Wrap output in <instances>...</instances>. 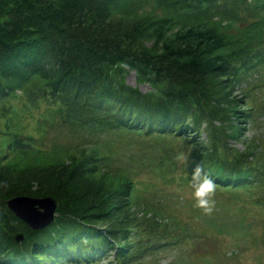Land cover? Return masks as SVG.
<instances>
[{
	"label": "trees",
	"instance_id": "obj_1",
	"mask_svg": "<svg viewBox=\"0 0 264 264\" xmlns=\"http://www.w3.org/2000/svg\"><path fill=\"white\" fill-rule=\"evenodd\" d=\"M150 1V9L137 12ZM263 11L264 0H0V99L38 77L43 84L29 101L48 96L82 127L184 135L203 125L205 133H223L210 154L222 164L197 156L190 167L199 163L233 188L250 185L264 178V164L252 148L237 153L228 144L240 137L233 123L239 113L253 115L230 99V90L264 64ZM130 70L150 90L128 84ZM211 85L220 86L216 96ZM8 147L14 154L32 148L18 138ZM90 148L92 165L86 159L17 170L0 164V264H97L112 254L117 261L110 264H134L144 250L165 249L156 244L168 232L159 240L146 234L135 247L126 240L130 221L139 218L126 206L133 180L119 172L117 186L99 189L89 174L109 155ZM15 195L55 197L57 215L33 230L4 203ZM141 217L152 222L145 231L162 228L163 215ZM179 229L168 242L193 239Z\"/></svg>",
	"mask_w": 264,
	"mask_h": 264
},
{
	"label": "rangeland",
	"instance_id": "obj_2",
	"mask_svg": "<svg viewBox=\"0 0 264 264\" xmlns=\"http://www.w3.org/2000/svg\"><path fill=\"white\" fill-rule=\"evenodd\" d=\"M152 6L150 1L137 12ZM258 49L264 50V41ZM126 82L138 86L142 92L150 90L148 83L137 84L132 70L126 74ZM42 84L43 80L38 77L30 78L13 94L0 99V164L17 170L34 165L74 164L82 159L91 163L88 156L93 145L109 155V159L98 162L92 170L95 172L89 174L94 182H98L99 189H107L109 184L117 186L122 181L119 172L129 173L133 180V189L128 192L131 205L126 203V206H130L132 215L139 218L130 221L126 240L135 247L137 241L145 240L146 234L157 240L167 232L171 235L156 244L166 246L165 249L142 251L141 248L143 257L134 264H264V184L261 182L264 178L258 176L250 185L236 188L216 182L215 210L211 216H205L193 207L188 174L179 175L191 166L177 160L178 153L183 150H190L191 158L203 156L207 161L220 163V157H210V154L216 150L214 137L218 139L223 133H205V129H200L203 125L198 131L188 130L184 135L182 132L135 135L117 129L82 127L66 116L60 102L48 96L29 101V95L39 91ZM209 89L212 96L220 92L218 85H211ZM230 92V99L253 115L243 118L239 113L233 123L239 125L240 137L227 139L228 144L237 153L252 148L255 157L264 164V64L254 74L242 77ZM214 123L218 125L219 120L215 119ZM15 138L30 142L32 148L24 154H14L8 145ZM225 171L219 172L226 174ZM145 208H148L147 212ZM155 212L164 217H158L162 228L157 226L154 230L158 231L149 233L144 229L152 226V222L141 216L151 217ZM163 219L165 221H161ZM179 228H186V233L193 239L173 245L168 241L181 230ZM119 234L124 235L123 232ZM116 261L112 254L97 264Z\"/></svg>",
	"mask_w": 264,
	"mask_h": 264
},
{
	"label": "clouds",
	"instance_id": "obj_3",
	"mask_svg": "<svg viewBox=\"0 0 264 264\" xmlns=\"http://www.w3.org/2000/svg\"><path fill=\"white\" fill-rule=\"evenodd\" d=\"M177 160L187 166L191 162V151L183 150ZM216 182L205 173L201 164L196 163L188 173L189 194L194 201L193 207L201 210L205 216H211L215 210Z\"/></svg>",
	"mask_w": 264,
	"mask_h": 264
},
{
	"label": "water",
	"instance_id": "obj_4",
	"mask_svg": "<svg viewBox=\"0 0 264 264\" xmlns=\"http://www.w3.org/2000/svg\"><path fill=\"white\" fill-rule=\"evenodd\" d=\"M5 204L17 218L27 223L31 229L38 230L46 227L54 220L57 202L51 196L32 197L28 195H15L6 199ZM42 206H46L47 208L44 219L36 220L35 224H33L28 215L32 213L31 217L36 219L37 213L42 212ZM21 238V235L16 236L17 240Z\"/></svg>",
	"mask_w": 264,
	"mask_h": 264
},
{
	"label": "bare ground",
	"instance_id": "obj_5",
	"mask_svg": "<svg viewBox=\"0 0 264 264\" xmlns=\"http://www.w3.org/2000/svg\"><path fill=\"white\" fill-rule=\"evenodd\" d=\"M41 211H42L41 213H37V218H36V219H33V218L31 217L32 213H31L30 215H28V217L31 218L33 224H35V221H36V220L44 219V215H45V213H46V211H47L46 206H42ZM35 217H36V216H35Z\"/></svg>",
	"mask_w": 264,
	"mask_h": 264
}]
</instances>
